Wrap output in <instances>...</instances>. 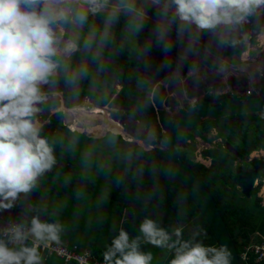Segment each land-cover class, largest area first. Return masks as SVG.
I'll return each instance as SVG.
<instances>
[{
    "label": "clouds",
    "instance_id": "clouds-1",
    "mask_svg": "<svg viewBox=\"0 0 264 264\" xmlns=\"http://www.w3.org/2000/svg\"><path fill=\"white\" fill-rule=\"evenodd\" d=\"M151 8L156 9L154 39L144 44L143 53H150L153 43L169 53L175 31L181 41L186 37L179 56L183 63L205 32L217 36L219 45L229 44L231 33L264 9V0H0V207L12 208L57 165L56 141L42 135L43 124L38 118L44 111L41 106L53 93H46L45 86L55 87L63 80L76 98L87 80L89 91L95 93L98 81L93 66L97 75L106 71L105 51L110 43L114 45V27L123 16L125 41L137 37ZM90 17H102V26L90 24ZM77 54L81 58L74 61ZM138 84L143 87L142 81ZM223 96L229 95L218 98ZM158 129L166 128L161 124ZM108 142L114 146L115 135ZM91 156V151L84 153L85 164ZM127 159L131 163V153ZM249 160L244 159L246 163ZM237 167L246 168L234 165L235 173ZM257 186L255 183L254 190ZM63 231L59 221L44 222L39 215L30 222H9L0 235V264H43L40 248L59 243ZM183 231L180 226L170 232L146 216L138 235L119 230L103 253L104 264H153V253L142 250V244L171 253L169 264H232L227 245L196 242L198 233L186 240Z\"/></svg>",
    "mask_w": 264,
    "mask_h": 264
},
{
    "label": "trees",
    "instance_id": "trees-1",
    "mask_svg": "<svg viewBox=\"0 0 264 264\" xmlns=\"http://www.w3.org/2000/svg\"><path fill=\"white\" fill-rule=\"evenodd\" d=\"M155 13L156 9L151 8L149 9L148 15L154 19ZM102 19V17H90L89 23H94L100 27L102 26ZM125 23L126 18L122 16L119 23L114 27V45L110 43L108 49L105 51L106 71L97 75L95 74V66H93V74L96 75L98 81V89L95 93L89 91L90 81L87 80L82 83L80 94L76 98L71 97L70 90L64 85L63 80L55 87L45 86V92L61 91L63 93V104L66 107L62 109L65 111V123L67 125L63 122L62 111L50 113L51 105L59 102L49 95L50 99L46 104L41 106L44 111L39 115V118L45 121L42 135L49 137L50 140L56 141L57 165L48 174L65 171L70 172L73 170L68 162L75 154L71 149H68L67 144L63 141V134L80 136L85 140H96L94 134L104 133V126L108 124L115 131L121 130L126 138H133L132 134L123 130L120 120L116 119L115 122L109 120V116L111 117L112 112L115 110L110 107L106 109L103 106L109 105L111 107L122 108L127 111L129 116L139 118L133 100L125 86L118 92L113 88L116 80H122L116 37L120 45L124 42L121 49L125 74L131 83L142 110L157 128H160L161 124L165 128L167 127V121L170 116L163 109L159 112V116L154 112L151 104L152 99H150L151 84L149 83L145 70L140 65L138 66L139 61L142 59L141 57H144L145 54L139 55L137 53V56H134L137 49L143 48L146 42L154 39L151 35L154 23L146 21L145 28L139 35L135 38H129L127 41H125L124 34ZM87 31L88 28L86 27L84 30L85 34ZM175 48L176 41L173 37V46L170 52L174 51ZM161 52H163L162 48L153 43L151 51L148 54L152 53L151 56H154ZM80 58V54H77L73 57V60L77 61ZM141 81L143 82V87L138 84ZM154 94V101L157 106H160L159 96L156 92ZM85 97L89 98L96 105H91L88 108L83 107L81 102ZM100 112L103 114H100ZM81 114L88 118L86 122L80 121L79 116ZM102 119L105 120L103 124H101ZM214 120L209 119L198 126L205 127ZM221 120L223 121L226 134L224 139L226 140L225 144L229 148H226V150H207L206 153L212 161L211 167H206L193 160L194 149L188 142L191 134L182 138L181 157L191 163L196 174L214 196L223 218L227 223L229 232L236 241L237 249L240 251L244 244L251 242V235L254 231H264V205L261 204V198L256 195L258 187L260 186L259 184L253 192V203L249 202L245 196L243 198L242 193H240V190L234 182V161L237 158L247 159L252 151L264 147V111L232 114L222 117ZM107 134L115 135L120 141L123 140L118 134ZM130 153L132 154L131 163H127V170L125 172L118 170L108 171L109 175L115 181L114 184L116 187L111 193V196L112 200L118 204L117 209L120 217L124 209L131 212L128 215L129 218L119 223V225L134 237L139 234L138 229L142 220L146 216L151 218V214L158 210L165 213V216L162 218V227L167 230L169 227L173 228L174 225L180 227L191 223L194 231H183L184 239H191L193 234L198 233L195 236L196 242H202L210 246H219L220 244L215 234L175 175L168 160L164 159V150L162 148L145 150L138 145H134L130 149ZM92 185L93 183L83 176L76 178L72 185H62L50 191H45L41 184H38V187L32 193L27 196L22 194L12 208H0L5 210L6 214L11 213L15 222L22 220L30 222L31 218L35 215H39L41 221L54 222L50 213L51 204L44 201V195L65 196L74 191L75 193L77 191L87 192L91 189ZM241 196L243 198L242 200H245L244 204L236 202V200H241ZM99 223H102V221ZM130 229H133V231L131 232ZM88 233H90V237H84L80 242L73 241L69 244L64 234L60 235V240L70 246L77 245L80 250L90 248V251L97 258L104 260L103 253L107 246L110 245L113 237L106 238L109 236L106 231L99 232L96 236L95 234L92 235L90 231ZM167 253L166 251L159 250L156 254L155 263L164 264L169 256ZM62 262L67 264L64 260ZM258 264H264V261Z\"/></svg>",
    "mask_w": 264,
    "mask_h": 264
},
{
    "label": "rangeland",
    "instance_id": "rangeland-1",
    "mask_svg": "<svg viewBox=\"0 0 264 264\" xmlns=\"http://www.w3.org/2000/svg\"><path fill=\"white\" fill-rule=\"evenodd\" d=\"M147 21L154 23V19L151 17ZM262 27H264V9L259 10L249 18L247 23L231 33L230 42L227 45H219L217 36L205 32L201 35L195 51L183 63L179 61V56L183 51V45L186 44V37L181 41L175 37V31H173V37L176 41L174 51L167 54L161 52L154 56H151L152 53L144 55L138 64L145 70L151 84L150 99H152L151 104L154 112L159 116V112L163 109L169 116L172 114L177 115L188 108L189 103L193 102L191 98L194 97L200 98V101H202L217 99L220 95L234 96L244 93L257 94L264 92V42L261 39L264 35V29ZM232 40L235 41V44L231 43ZM137 53L143 55L142 50H136L134 56H137ZM187 72H190V74L186 75ZM115 82L116 85L113 88L118 92L121 90V83L120 81ZM155 92L159 96L160 106H157L154 101ZM50 95L56 101H60V97L63 98L60 92H53ZM53 104H56V102ZM82 105L86 108L91 106L88 99H85ZM52 106L50 107V113L59 111L58 107ZM109 107L115 110L112 112L111 117L109 116V120L111 122H115L116 119L120 120L123 130L132 134L133 138H126L121 130L115 131L108 124L104 126V133L94 134L96 140H85L80 136L63 134V141L67 144L68 149H71L75 154L68 162L73 170L54 174L47 173L39 182L45 191H50L62 185H72L76 178L82 176L93 183L91 189L87 192L77 191L75 193L74 191L65 196H52L51 194L43 196L44 201L51 204L50 213L54 222L59 221L64 225V231L61 234L67 237L66 240L69 244L73 241L80 242L84 237H90L89 231L95 236L99 232L106 231L109 234L106 238L118 235L117 228L120 226V213L117 209V202L113 201L111 196L116 186L108 171L125 172L128 163L127 156L134 145H141L139 147H143L145 150L160 147V139L147 127L142 126V123L138 121L139 118L129 116L127 111L122 108ZM104 108L108 109L107 106ZM62 113H64L65 122L64 109ZM100 114L103 113L100 112ZM146 117L148 118L147 115ZM39 119L42 124L45 123L44 120ZM79 119L81 122L88 120L82 114ZM104 122L105 120L102 119L101 124ZM106 133L118 134L123 140L120 141L115 137L116 143L113 146L108 142V138L113 135ZM190 134L188 142L194 149L192 158L195 162H199L206 167L212 165L211 158L206 153L207 150H226V148H229L225 144L226 134L221 118L215 119L205 127H195ZM262 149L250 154L249 157L255 156L264 159V147ZM87 151H91L92 156L89 163L85 164L84 153ZM234 165L235 167H250L249 163L244 161V158L235 159ZM257 184L260 185L257 196L261 197V204H264V169L260 173ZM243 198L241 196V200H236V202L244 204L245 200H242ZM246 199L253 203L254 194L250 198L246 197ZM123 214L126 218L129 215V210L126 209V213ZM158 214L156 213L154 218L163 226V222L160 220L165 216V213ZM100 221L102 223H99ZM120 227L122 228V226ZM176 227L178 226L174 225L173 229ZM182 227L184 232L194 231L191 223ZM171 228H168L170 232L173 230ZM142 250L151 251L154 255L153 264H158L155 261L156 254L160 249L149 244H142ZM170 254L167 253V255ZM43 264L64 263L60 257L52 255L51 259L43 260ZM166 264H169V262Z\"/></svg>",
    "mask_w": 264,
    "mask_h": 264
},
{
    "label": "water",
    "instance_id": "water-1",
    "mask_svg": "<svg viewBox=\"0 0 264 264\" xmlns=\"http://www.w3.org/2000/svg\"><path fill=\"white\" fill-rule=\"evenodd\" d=\"M70 27V26H69ZM117 40V50L122 71L121 83L125 86L141 119L142 126L147 127L160 139V148L164 149V159L168 160L175 175L190 195L201 215L215 234L218 243L228 246L232 253V264H240L237 244L231 236L227 223L210 190L194 171L191 163L181 157L182 138L190 131L209 119L222 118L232 114L264 111V92L251 95L223 96L217 99L197 101L179 113L172 115L167 121L165 130L155 127L143 112L127 78L122 61L121 45ZM116 84V83H115ZM114 84V85H115ZM55 105V106H54ZM52 107L61 109L62 104ZM249 168L237 167L234 182L245 197L253 193L259 169L264 168V161L259 158L249 160Z\"/></svg>",
    "mask_w": 264,
    "mask_h": 264
},
{
    "label": "built area",
    "instance_id": "built-area-1",
    "mask_svg": "<svg viewBox=\"0 0 264 264\" xmlns=\"http://www.w3.org/2000/svg\"><path fill=\"white\" fill-rule=\"evenodd\" d=\"M9 222H15L12 214H6L5 210L0 208V235L2 230L9 225ZM257 239L251 243L244 244L238 252L240 264H252L264 261V235L257 233ZM31 243V240L28 241ZM11 246V245H10ZM40 253L46 256L57 255L67 264H104V260L98 259L88 249L80 250L77 245H68L59 241L51 243L48 247H41Z\"/></svg>",
    "mask_w": 264,
    "mask_h": 264
},
{
    "label": "crops",
    "instance_id": "crops-1",
    "mask_svg": "<svg viewBox=\"0 0 264 264\" xmlns=\"http://www.w3.org/2000/svg\"><path fill=\"white\" fill-rule=\"evenodd\" d=\"M153 19V18H152ZM188 74H190V72H187L186 73V75H188ZM50 92H55V91H50ZM56 92H60L61 93V95H63V93L61 92V91H56ZM242 95V94H241ZM244 95H251V94H248V93H244ZM234 96H236V95H234ZM85 99H88L89 100V104L90 105H92V106H94V105H96V104H94L89 98H87V97H85L84 99H83V101L85 100ZM82 101V102H83ZM59 102V104L61 103L62 104V107L64 106V104H63V98L61 99V97H60V101H58ZM81 102V103H82ZM80 103V104H81ZM52 105H54V104H52ZM51 105V106H52ZM79 105V104H78ZM76 106V105H75ZM104 106H108V105H104ZM62 107H61V109L59 108V111L60 110H62L63 111V109H62ZM64 107H66V106H64ZM73 107V106H72ZM57 112V111H56ZM52 114V113H51ZM46 122H48V120H46ZM63 122H64V113H63ZM64 124H65V122H64ZM66 125V124H65ZM67 126V125H66ZM107 134V133H106ZM103 137V136H102ZM101 138V137H100ZM261 150H263L262 148H261ZM260 149H259V151H261ZM256 151H258V150H255V151H253V152H251V154L252 153H254V152H256ZM250 158H252V157H248V160L250 159ZM261 159V158H260ZM262 161H264V159H261ZM251 168V167H250ZM249 168V169H250ZM263 169L264 168H260L259 169V175H260V173H261V171L263 172ZM261 189V188H260ZM257 192H258V190H257ZM248 198H250V197H248ZM262 205H264V204H262ZM126 213V209H124V211L122 212V215H121V217H120V223H122L124 220H126V219H128L129 218V216H127L126 218H124V214L123 213ZM131 212L129 211V214H130ZM156 213H159L160 214V212L159 211H157L156 210V212H154V213H152L151 214V218L152 219H154V220H157L156 218H154L155 217V215H156ZM158 214V215H159ZM161 222H162V219L160 220ZM160 223V222H159ZM121 229V227L119 226V228L117 229L118 231H117V233H119V230ZM171 229H173V228H171ZM130 231L132 232L133 231V229H130ZM257 233H261V234H263L264 235V231H260V230H256V231H254V233L251 235V242L253 241V240H255V239H257ZM250 242V243H251ZM248 244V243H247ZM86 249H88V250H90V248H86ZM42 256V258H43V260H49V259H51L52 258V255H50V256H46L45 254H42L41 255ZM166 259V258H165ZM164 259V260H165ZM170 259H171V255H169L168 257H167V259L165 260V262H164V264H166L167 262H169L170 261ZM251 263L252 264H258V263H255L254 262V259H251ZM260 263V262H259Z\"/></svg>",
    "mask_w": 264,
    "mask_h": 264
},
{
    "label": "bare ground",
    "instance_id": "bare-ground-1",
    "mask_svg": "<svg viewBox=\"0 0 264 264\" xmlns=\"http://www.w3.org/2000/svg\"><path fill=\"white\" fill-rule=\"evenodd\" d=\"M262 29H264V27H262ZM260 35H261V34H260ZM263 38H264V35H263V37L261 38L262 41L264 42V39H263ZM232 93H234V92H232ZM191 100L194 101V102H197V101H200V98H195V97H194V98H191ZM89 107H90V106H89ZM107 107H108V106H107ZM62 108H64V106H63ZM120 116H121V115H120ZM121 123H122V122H121ZM263 152H264V151H263Z\"/></svg>",
    "mask_w": 264,
    "mask_h": 264
},
{
    "label": "flooded vegetation",
    "instance_id": "flooded-vegetation-1",
    "mask_svg": "<svg viewBox=\"0 0 264 264\" xmlns=\"http://www.w3.org/2000/svg\"><path fill=\"white\" fill-rule=\"evenodd\" d=\"M139 146H141V145H139ZM143 148V147H142ZM159 148V147H158Z\"/></svg>",
    "mask_w": 264,
    "mask_h": 264
}]
</instances>
